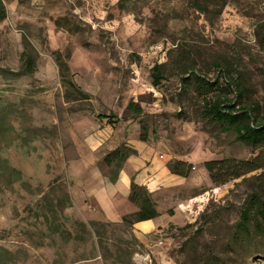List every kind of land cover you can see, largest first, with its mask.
<instances>
[{
  "label": "rangeland",
  "instance_id": "374dc122",
  "mask_svg": "<svg viewBox=\"0 0 264 264\" xmlns=\"http://www.w3.org/2000/svg\"><path fill=\"white\" fill-rule=\"evenodd\" d=\"M1 1L0 264H264V143L202 114L220 100L264 121V0ZM136 141L158 180L137 185L159 214L149 233L130 199L110 221L87 196ZM222 160L242 175L216 186L205 163ZM156 161L189 174L161 185Z\"/></svg>",
  "mask_w": 264,
  "mask_h": 264
},
{
  "label": "trees",
  "instance_id": "16d2710c",
  "mask_svg": "<svg viewBox=\"0 0 264 264\" xmlns=\"http://www.w3.org/2000/svg\"><path fill=\"white\" fill-rule=\"evenodd\" d=\"M6 18V8L2 1L0 0V22L3 21ZM23 68L25 69L26 73H31L32 64L30 59L26 62H24ZM65 72H67V69H62V67H59V74L61 77L65 76ZM152 78H153V85L157 87L161 81V73H160V67L155 66L152 68ZM250 111L249 110H242L241 112H237L235 110L234 106H223V103L218 100L214 103L208 102L205 105V109L202 112V114L205 117H210L218 122H221L222 124L227 127L226 129L233 128L236 132V138L243 142H249L251 145H260L264 143V121L260 124H255L250 126L248 122H245V120H249L250 118ZM108 117V116H104ZM142 141H146V138L143 137ZM132 151L127 150L125 147H117L115 150L109 152L104 156V162L107 164H110L113 161H116V168L119 167L120 163L124 161ZM225 161H212L205 163V168L210 174L211 179L213 180L214 184L216 186L222 185L227 183L230 179H237L242 174L240 172L236 171H223L222 166ZM260 165H254L251 166L247 171L251 172L258 168H260ZM170 168V171L180 177H186L189 174L190 168L187 164L184 162H174L173 165ZM216 168H221L222 174H226V177H224L222 180L219 179L218 172H215ZM130 195L129 199L139 205V209L134 215L135 222H142L147 220L155 219L159 216L158 211L156 207L154 206V203L152 199L150 198V195L147 192H141V189L134 183L133 179L131 180L130 184ZM259 215L261 219L264 221V210L259 212ZM241 218L244 222L247 221V214L243 213L241 214ZM128 218L123 217V222H128Z\"/></svg>",
  "mask_w": 264,
  "mask_h": 264
},
{
  "label": "crops",
  "instance_id": "0c3cea01",
  "mask_svg": "<svg viewBox=\"0 0 264 264\" xmlns=\"http://www.w3.org/2000/svg\"><path fill=\"white\" fill-rule=\"evenodd\" d=\"M129 147L132 149V153L125 159V168L120 169L119 172L108 179L96 177V182H101V187H99V184L98 187L91 189L87 194L91 208L97 210L102 217L110 221L121 220L123 215L115 201L120 200L125 206L127 202L128 205L132 179L136 185H147L150 192L155 193L158 189V180L149 181L144 177L148 174V170L153 169L151 163L153 161L151 160L152 152L148 144L136 141L130 144ZM155 167L159 168L155 176H159L161 185H165V181H170L171 177L178 178L181 181L184 179L180 176H171L164 162L156 161ZM157 226V218L135 223V228L143 233L152 232Z\"/></svg>",
  "mask_w": 264,
  "mask_h": 264
}]
</instances>
